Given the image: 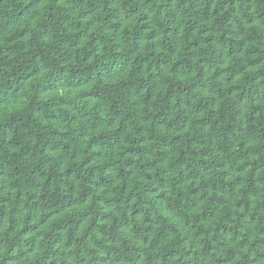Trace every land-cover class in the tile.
<instances>
[{"label":"trees","instance_id":"16d2710c","mask_svg":"<svg viewBox=\"0 0 264 264\" xmlns=\"http://www.w3.org/2000/svg\"><path fill=\"white\" fill-rule=\"evenodd\" d=\"M0 264H264V0H0Z\"/></svg>","mask_w":264,"mask_h":264}]
</instances>
